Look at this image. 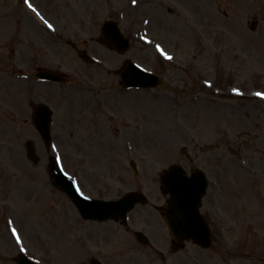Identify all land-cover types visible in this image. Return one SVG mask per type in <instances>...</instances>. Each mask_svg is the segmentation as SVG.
<instances>
[{"label":"rangeland","instance_id":"obj_1","mask_svg":"<svg viewBox=\"0 0 264 264\" xmlns=\"http://www.w3.org/2000/svg\"><path fill=\"white\" fill-rule=\"evenodd\" d=\"M108 18L130 37L127 52L100 40ZM82 50L92 63L80 57ZM128 59L166 84L121 87ZM36 64L62 69L72 83L35 81ZM231 68L244 71L239 81L246 96L190 89L205 73L226 88ZM260 84L264 91V0H0V264H18L21 251L40 264L90 257L106 264H264V100L253 96ZM42 101L54 109L51 146L32 123V109ZM28 141L36 145V162L27 157ZM52 154L87 194L144 191L150 203L138 205L129 221L146 231L162 257L119 221L83 219L50 181ZM173 163L210 170L220 190L209 195L234 210L231 228L214 232L211 249L187 242L177 250L155 207L165 203L161 173ZM209 195L206 209L214 210Z\"/></svg>","mask_w":264,"mask_h":264},{"label":"water","instance_id":"obj_2","mask_svg":"<svg viewBox=\"0 0 264 264\" xmlns=\"http://www.w3.org/2000/svg\"><path fill=\"white\" fill-rule=\"evenodd\" d=\"M111 22H107L103 28V33L104 37L107 40H111L112 35L114 41L116 42L117 46L121 50H125L128 47V42L127 40L123 37V35L120 34L119 29L116 27L115 24H110ZM112 25V27H111ZM113 30V32H111ZM132 72H135L140 79L136 82L138 84H149V78L151 75L142 72L140 69L132 65L131 63H128L125 65L124 70L122 71V76L124 77L125 81L124 84L127 83L126 81V76H127V70L129 69ZM156 83H159L157 80ZM42 112L43 115L45 114V119L42 123H37V126L40 128L41 133L45 139L50 138V129H49V120H50V115L51 112L45 105L40 106V111L39 113ZM29 148V156L33 160H36L38 158L35 152V148L32 144L29 143L28 145ZM55 160L51 161L50 168H51V177L54 183L58 184L61 188H63L70 197L73 199V201L76 203V205L79 207V210L82 212L83 216H87L90 218H96V219H106L109 216H112L116 219H118L120 216L125 218L126 213L129 209H131L134 206V203L136 202H146V198L138 192H131L129 193L126 197H124L120 201H114V202H105L101 200H94L92 198L86 197L83 194H81L78 190H76L75 185L73 184V181L71 179H68L64 177V175L61 174L57 164H55ZM169 171H165L164 176H165V184L166 188L164 189L166 192L171 193V199L169 201L170 203V209L171 210L174 207L175 203H180L184 209L178 208L181 211L184 212L185 218H188V220L191 221L190 228L193 231H185L179 229L177 226V223H175V219L177 217H170L169 218V213L166 215L168 221L170 224L172 223V234L174 237L178 240L183 239H189L192 238L194 239V242H199L203 246H207L208 243H204V240L202 238V234L200 230L204 227L206 224L204 218L202 215L199 214L198 212V207L201 204V198L202 194L205 190L206 183L202 182V176H200L199 172H194L193 178L196 175H199L194 179V182L192 181L193 178H189L185 171L178 165H173L171 168H169ZM188 201H192L193 203V208H186L185 204ZM195 201V203H194ZM175 208V207H174ZM177 210V209H176ZM175 210V212H176ZM190 223L189 221H187ZM205 222V223H204ZM209 232V231H208ZM208 236V234H207ZM208 238H210L208 236ZM20 263L21 264H34L33 262L29 261L25 256L23 258H20Z\"/></svg>","mask_w":264,"mask_h":264},{"label":"snow or ice","instance_id":"obj_3","mask_svg":"<svg viewBox=\"0 0 264 264\" xmlns=\"http://www.w3.org/2000/svg\"><path fill=\"white\" fill-rule=\"evenodd\" d=\"M29 7H31V5H29ZM49 27H51V25H49ZM159 47V46H158ZM169 59H171V57H169Z\"/></svg>","mask_w":264,"mask_h":264}]
</instances>
